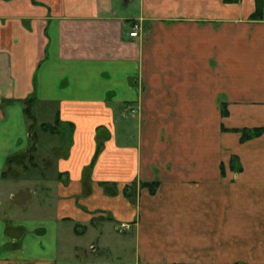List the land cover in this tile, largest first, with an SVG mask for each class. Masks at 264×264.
Returning a JSON list of instances; mask_svg holds the SVG:
<instances>
[{
    "label": "crops",
    "instance_id": "0c3cea01",
    "mask_svg": "<svg viewBox=\"0 0 264 264\" xmlns=\"http://www.w3.org/2000/svg\"><path fill=\"white\" fill-rule=\"evenodd\" d=\"M69 253L264 264V0H0V264Z\"/></svg>",
    "mask_w": 264,
    "mask_h": 264
},
{
    "label": "rangeland",
    "instance_id": "374dc122",
    "mask_svg": "<svg viewBox=\"0 0 264 264\" xmlns=\"http://www.w3.org/2000/svg\"><path fill=\"white\" fill-rule=\"evenodd\" d=\"M33 99V98H32ZM23 102V107H24V114H25V117H26V121H27V124H28V133H32L34 135V138H33V141H30L28 146H27V149H26V152L25 154L23 155V162L25 165L29 166L31 163H32V159H31V154L33 152V149H38V137H42V136H49L50 139L51 138H56L57 136H54V137H51L52 135H56L55 133L58 132V126H56L57 124H53L52 123V113L49 115L47 112H46V109H45V105L44 106H39V107H36L38 109L37 112V117L33 114L34 110H32V103H33V100H31V103L28 101V99H25L22 101ZM27 108H31L30 109V116L32 115L33 116V119H31L25 112V110ZM40 108V109H39ZM135 109H131V113H135ZM48 121V122H47ZM69 128H65V130L63 131L65 136L68 135V132H69ZM55 131V132H54ZM107 131V130H106ZM59 133V132H58ZM57 133V134H58ZM50 134V135H48ZM107 137L110 138V132H107V135L104 136V140H107ZM41 139H44V138H41ZM49 139V138H48ZM52 140V139H51ZM50 142H55V141H51ZM44 142V141H43ZM37 144V145H36ZM40 144V149H42L44 152L39 154V160L36 158L35 160H37V163L39 161V163L41 164V159L44 158L46 160V154L48 153L47 152V147L52 143H47L46 140H45V143ZM97 148L98 150L102 151L103 148H104V143H102L101 141H99L97 143ZM33 157V156H32ZM36 157V156H35ZM14 161L17 163V164H20V161L21 159H14ZM21 168V166L19 167V169ZM126 223V222H124ZM122 223H120L117 228L115 227V231L118 230L119 232H124V230H122V226H121ZM129 224V223H127ZM112 224H110L111 226ZM108 226V229H109V224L107 225ZM112 229V228H111ZM129 229V228H128ZM115 231L110 230V233H115ZM72 233V228L69 227V230H68V233L66 234V237H65V243L67 244L68 242H72V243H80L81 246H85V248H87L86 251H88L90 253L91 250L88 249V244L89 242L91 241H95V239L93 237H91L89 235V233H80L83 234V235H79L78 237L79 238H74V235L71 234ZM72 235V236H71ZM71 249V248H70ZM72 251H73V248H72ZM95 252H91L90 255L94 254ZM98 253V251L96 252ZM78 256H82V253H77ZM69 256H67L66 259H68L69 263L70 264H77L79 261H80V258L79 257H73V253H69L68 254Z\"/></svg>",
    "mask_w": 264,
    "mask_h": 264
},
{
    "label": "trees",
    "instance_id": "16d2710c",
    "mask_svg": "<svg viewBox=\"0 0 264 264\" xmlns=\"http://www.w3.org/2000/svg\"><path fill=\"white\" fill-rule=\"evenodd\" d=\"M259 10V9H258ZM258 15L260 14V12L259 13H257ZM31 100H33L32 98H28V101L31 103ZM30 109L31 108H27L26 110H25V112H26V114L31 118V119H33V116L31 115L30 116ZM261 128H257V129H254L253 131H252V133L254 134V135H256V134H259L260 132H261ZM248 135H249V133L247 132V131H243V133H242V138H246V137H248ZM97 151H98V148H97Z\"/></svg>",
    "mask_w": 264,
    "mask_h": 264
},
{
    "label": "built area",
    "instance_id": "2783aa9c",
    "mask_svg": "<svg viewBox=\"0 0 264 264\" xmlns=\"http://www.w3.org/2000/svg\"><path fill=\"white\" fill-rule=\"evenodd\" d=\"M137 30H138V25H137L136 23H134V25H133V27H132V30H130V32H129V35H130L131 37H136V36H138V32H137ZM121 226H122V230H126V229H128V228L130 227V225L127 224V223H122Z\"/></svg>",
    "mask_w": 264,
    "mask_h": 264
}]
</instances>
